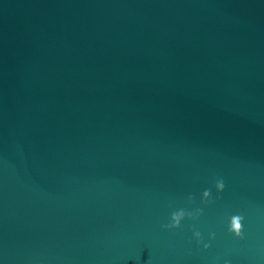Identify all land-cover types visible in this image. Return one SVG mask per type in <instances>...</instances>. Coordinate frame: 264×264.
Listing matches in <instances>:
<instances>
[{
    "label": "water",
    "instance_id": "1",
    "mask_svg": "<svg viewBox=\"0 0 264 264\" xmlns=\"http://www.w3.org/2000/svg\"><path fill=\"white\" fill-rule=\"evenodd\" d=\"M0 264H264V0H0Z\"/></svg>",
    "mask_w": 264,
    "mask_h": 264
},
{
    "label": "clouds",
    "instance_id": "2",
    "mask_svg": "<svg viewBox=\"0 0 264 264\" xmlns=\"http://www.w3.org/2000/svg\"><path fill=\"white\" fill-rule=\"evenodd\" d=\"M215 187L217 192H222L224 190V181L223 179H218L215 183ZM210 192L211 190H205L203 193V199L202 201H209L210 202ZM193 197L189 196L188 200L189 202L193 201ZM199 215H201V210L200 209H196L194 212H189L186 211L185 209L181 208L179 210H176L174 212H172L171 216H170V222L167 224L162 225V227L166 230H172V229H177L181 227V221L185 219V217L188 218H192L195 219L197 218ZM243 220L244 217L242 215H232L231 219H230V224H229V228L228 231L232 234H234L236 237H241L242 238V234H243ZM194 237L197 239V242L200 243L201 242V233L199 231H195L193 233ZM214 233L212 234V238H214ZM209 247L208 244H204V248L207 249Z\"/></svg>",
    "mask_w": 264,
    "mask_h": 264
}]
</instances>
